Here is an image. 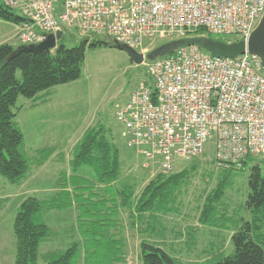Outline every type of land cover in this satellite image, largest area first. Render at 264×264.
<instances>
[{"label":"rangeland","instance_id":"rangeland-1","mask_svg":"<svg viewBox=\"0 0 264 264\" xmlns=\"http://www.w3.org/2000/svg\"><path fill=\"white\" fill-rule=\"evenodd\" d=\"M19 30L18 27V41L13 40L12 44L15 47H26L28 45L18 37ZM207 35L205 33L204 37ZM83 39L77 31L66 29L63 43L68 48H74ZM168 42L170 40L158 37L147 41L144 47L146 55ZM151 62L146 58L144 62L137 63L128 52L118 48L89 49L81 78L55 88L46 109L43 106L32 109L29 100L19 98L14 111L20 108L16 122L24 134L26 157L31 171L22 184H13L0 175V200H3L0 210V264H15L17 249L14 223L20 205L30 196L48 200L60 195L67 203L68 197L62 194L65 188L72 191L75 207L45 213L44 221L55 231V235L41 245L40 264H46L43 259L46 254L67 250L75 242L80 244L76 264L84 262L86 252L96 253L97 249L99 255L106 254L110 259L112 249L104 237L108 229L116 231L118 237L125 239L124 248L128 252L126 264H142L139 259L140 243L142 240H155L158 235L164 251L180 259L183 264H202L218 253L224 256L234 253L233 237L238 220L251 219L250 213L244 208L250 194L251 165L244 170L233 171L226 192L219 202V227L202 225L199 210L206 193L218 186L222 175V171L216 169L212 175H205L206 171L213 169L211 163L215 155L212 142L206 145L199 158L205 163L202 171L172 200V205H177L175 213L158 215L156 220L152 219L150 213L145 215L142 227L148 229L147 236L140 234L138 228L134 231L131 229L129 211L121 209L120 219L113 211L119 212L120 209L116 207L121 202L117 197L119 190L131 185L134 188V199H138L152 179L161 173L166 174L158 158L148 161L143 151L129 147L131 136L118 119V114L136 91L144 85L154 87L155 81L148 67ZM18 76L21 78L20 73ZM98 126L110 132V138L121 153L123 174L112 187L101 185L98 174L92 168L83 167L75 171L72 165L74 147L88 129ZM46 157V162L39 165L41 159L45 160ZM255 157L264 161V157ZM191 166L190 162L176 159L175 172L190 169ZM98 217L102 219L98 223L100 227L94 222ZM227 217L233 219L228 220ZM86 239L88 241L85 242ZM97 240L100 243L98 248Z\"/></svg>","mask_w":264,"mask_h":264},{"label":"built area","instance_id":"built-area-1","mask_svg":"<svg viewBox=\"0 0 264 264\" xmlns=\"http://www.w3.org/2000/svg\"><path fill=\"white\" fill-rule=\"evenodd\" d=\"M2 1L25 18L18 37L26 45L41 44L66 27L83 38L111 37L144 56L147 41L183 39L196 30L229 44L246 41L264 17V0ZM148 67L154 87L142 86L118 114L130 148L148 161L158 158L166 174L176 159L200 158L211 140L219 164L264 157L260 57L224 59L193 46Z\"/></svg>","mask_w":264,"mask_h":264},{"label":"trees","instance_id":"trees-1","mask_svg":"<svg viewBox=\"0 0 264 264\" xmlns=\"http://www.w3.org/2000/svg\"><path fill=\"white\" fill-rule=\"evenodd\" d=\"M0 20L13 23L18 27L26 22L18 10L8 8L2 0H0ZM66 29V27L63 29L64 36ZM205 33V30H197L189 36L204 37ZM101 37L104 39H99ZM101 37L84 38L80 45L74 48H68L63 43V37L56 50L41 53L25 50L18 52V49L23 47H15L8 43L0 45V175L11 183L22 184L31 171V165L26 157L24 134L16 122L20 108L14 111L19 98L24 97L29 101H34L42 95L50 94L57 87L78 81L82 76L86 53L89 49L103 47L120 49V44L113 38ZM206 37L216 40L209 34ZM175 54L176 52L168 57ZM19 73L21 78L18 76ZM211 142L215 155L214 141L211 140L208 144ZM73 152L72 165L75 171L83 167L92 168L98 174L99 183L108 187L114 186L121 179L123 174L121 153L114 140L110 138V132L104 127L88 129L82 140L74 147ZM46 160L47 157L45 160L41 159L39 165H43ZM190 163H192L190 169L179 173H176L174 169L168 175L164 173L157 175L147 184L138 199H134L133 186H125L119 190L117 196L121 201L116 206L120 207L119 212L113 211L118 214V218L121 215V209L129 211L131 229L134 231L138 228L137 231L140 234L147 236L148 229L145 230L142 227L145 215L150 213L152 219L156 220L158 215L174 214L177 205H175L176 203L172 205V200H175L178 192L190 184L194 176L202 171L205 164L199 158L190 161ZM263 163L264 161L261 162L256 157L250 156L240 164H219L214 157V161L211 163L213 169L206 171L205 175H212L215 169L221 170L222 175L218 186L212 192L206 193L204 203L199 210L200 223L212 228L219 227L221 218L218 206L226 192L230 177L234 170H244L249 165H251L250 194L244 208L250 213L251 219L249 221L243 218L238 220L236 233L233 237L235 251L232 255L224 256L223 253H218L202 264H264ZM62 194H66L65 196L68 197L67 203L62 200L60 195L48 200L30 196L20 205L14 223L17 249L15 264H40L41 245L51 240L55 235V231L44 221L45 213L52 210H65L69 206L75 207V198L71 195L69 188H65ZM2 205L3 200H0V210ZM227 219L233 218L227 217ZM101 221L102 219L98 217L94 222L98 225ZM93 232L98 233L96 230ZM104 237L108 239L107 245L112 249L111 258L108 259L106 254L99 255L97 249L96 253H94L95 251L86 252L82 264L127 263L128 252L124 248L125 239L118 237L116 231L111 229L107 230ZM158 238L159 235L155 240H142L140 243L139 259L142 264H183L180 259L172 257L164 251L163 243H160ZM96 242L98 248L99 240ZM79 252L80 244L75 242L67 250L52 251L43 256V259L46 264H76L75 258Z\"/></svg>","mask_w":264,"mask_h":264},{"label":"water","instance_id":"water-1","mask_svg":"<svg viewBox=\"0 0 264 264\" xmlns=\"http://www.w3.org/2000/svg\"><path fill=\"white\" fill-rule=\"evenodd\" d=\"M63 37L64 33L60 31L56 35H48L43 43L20 48L18 52L21 50L33 53L51 52L57 49L58 43L62 41ZM193 46L200 48L211 56L224 59H235L249 53L260 57L264 65V17L261 19L256 30L246 41L229 44L206 37H188L172 40L147 54L146 58L150 61H155L168 57L181 49ZM120 49L128 52L137 63H142L146 59L143 54L130 47L120 45Z\"/></svg>","mask_w":264,"mask_h":264},{"label":"crops","instance_id":"crops-1","mask_svg":"<svg viewBox=\"0 0 264 264\" xmlns=\"http://www.w3.org/2000/svg\"><path fill=\"white\" fill-rule=\"evenodd\" d=\"M17 32H18V26L17 25H15L13 23L5 22L3 20H0V45L6 44V43L13 45L12 44L13 40L18 41ZM13 46H15V45H13ZM51 93L47 94V95H42L40 98H38L34 101H30L29 103L32 104V109H36L40 106H43L44 109H46L47 106L51 103V99L53 97V94H51ZM53 157H55V156H53ZM75 183H77V182H75Z\"/></svg>","mask_w":264,"mask_h":264}]
</instances>
